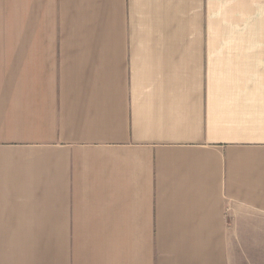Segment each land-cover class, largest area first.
<instances>
[{
	"label": "crops",
	"instance_id": "obj_1",
	"mask_svg": "<svg viewBox=\"0 0 264 264\" xmlns=\"http://www.w3.org/2000/svg\"><path fill=\"white\" fill-rule=\"evenodd\" d=\"M0 264H264V0H0Z\"/></svg>",
	"mask_w": 264,
	"mask_h": 264
}]
</instances>
